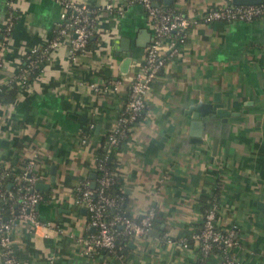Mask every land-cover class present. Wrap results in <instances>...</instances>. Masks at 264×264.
Returning a JSON list of instances; mask_svg holds the SVG:
<instances>
[{
	"label": "crops",
	"instance_id": "obj_1",
	"mask_svg": "<svg viewBox=\"0 0 264 264\" xmlns=\"http://www.w3.org/2000/svg\"><path fill=\"white\" fill-rule=\"evenodd\" d=\"M78 1L95 11L85 49L70 56L61 42L25 87L17 85L15 100L0 104V167L18 170L34 158L35 182L42 183L33 187L41 195L35 210L50 222L49 228L18 223L11 232L15 255L22 264H48L49 257L53 264H193L197 251L188 237L201 222L197 196L218 190L215 226L233 232L226 256L238 264H264V14L203 22L198 17L225 0H160L189 19L185 36L112 155L123 212L136 218L153 208L159 222L150 227L153 234L127 238L124 254H84L81 241L92 227L84 206L74 201L76 186L95 180L96 150L128 94L126 82L106 93L90 83L130 73L151 30L138 0ZM107 2L112 11L103 7ZM10 8L14 20L5 34ZM60 11L54 0H0V85L9 87L24 53L53 36ZM121 38L144 44L129 48L134 59L124 73ZM215 92L232 113L225 121L204 116L201 141L191 142L184 111ZM206 264H226L224 255L213 250Z\"/></svg>",
	"mask_w": 264,
	"mask_h": 264
},
{
	"label": "built area",
	"instance_id": "obj_2",
	"mask_svg": "<svg viewBox=\"0 0 264 264\" xmlns=\"http://www.w3.org/2000/svg\"><path fill=\"white\" fill-rule=\"evenodd\" d=\"M13 1L15 0H7V4ZM54 1L61 6L55 33L43 45L32 47L24 53L23 58L26 62L24 66L18 67L13 76L18 86L27 85L29 75L34 73L33 70H39L41 59L48 51L61 42H65L69 55L73 56L76 52L85 49L88 38L93 33L95 11L90 10L87 7L88 4L78 0ZM138 1L145 11L151 30V39L141 59L133 62L130 73L106 82L90 83L94 91L106 93L116 91L118 84L126 82L128 94L117 111L111 127L104 135L101 155L94 157L95 183L98 184L95 197L87 178L79 180L76 186L77 193L74 201L84 206L88 225L92 227V231L81 241L84 254L102 250L114 252L119 248V245H116L118 236L130 238L146 233L153 218V208H148L144 214L134 218L117 208L119 201L116 197L103 194L104 187L112 181L113 176V172L106 168L105 161L110 158L121 138L127 135L133 123L138 120L153 78L164 64L165 59L178 52V46L184 39L189 19L174 8L163 6L157 0ZM103 7L109 11L113 9L109 2ZM116 12L120 13V10ZM262 14H264V2L262 1L233 4L230 0H226L222 4L205 10L198 19L203 22L211 20L251 21ZM13 20L14 12L10 8L4 19L3 32L5 34L11 31ZM2 65L0 58V66ZM34 164V158H30L18 170L0 167V204L11 200L13 202L12 205L8 203L4 212L0 211V264H22L14 253L11 240V232L18 223L26 222L34 228L50 227V222L40 219L35 210L41 195L33 189V183L37 179ZM7 177L11 178V188L9 185L6 186L7 188L3 187V179ZM215 208L213 204L202 214L201 226L197 231L191 232L188 237L189 242L194 244L197 256L199 254L207 256L211 245L219 242L223 245L225 263L238 264L236 259L226 256L227 247L233 243V232L228 230L222 233L216 228ZM107 210H114V212L107 216ZM181 242L183 245L187 244V240L183 239ZM48 262V264H53L52 257H49Z\"/></svg>",
	"mask_w": 264,
	"mask_h": 264
},
{
	"label": "trees",
	"instance_id": "obj_3",
	"mask_svg": "<svg viewBox=\"0 0 264 264\" xmlns=\"http://www.w3.org/2000/svg\"><path fill=\"white\" fill-rule=\"evenodd\" d=\"M157 1L160 2V0H157ZM261 1L264 2V0H261ZM87 7L90 10H93L92 6L89 4L87 5ZM91 15H92V13H91ZM88 42H90V38H88L87 43ZM25 62H26V59L22 58L19 66H21V67L24 66ZM35 71L33 70V72H35ZM19 72L20 71H18V73ZM7 84L9 85V87H7V88H5L4 86H0V104L13 102L17 96V85H18L17 82L13 79H9ZM141 113L139 114L138 118L141 116ZM101 153H102V143L100 144L99 148H97L95 155L99 157L101 155ZM112 155H113V153L110 155V158H108L105 161L106 168L109 169V171L113 172L112 181L107 186L104 187L103 194L116 197V199H118V201H119L117 208H119V210H123L124 193L120 190V188L118 187V184H117L116 171L114 168L115 162L112 158ZM95 175H96V172H95ZM11 183H12V181H11L10 177L3 179V187H6L9 185L10 186L9 188H11ZM91 188L94 190L93 196L95 197V193L97 191L98 184L94 183V186ZM217 192H218V190H214V192H211V193H205V192L199 193V195L197 196V201H198V210L201 213V215L211 205L215 204V207H216L217 198H218ZM8 203L9 204L11 203V205L13 204L12 200ZM8 203L0 204V208H1L0 211L1 212H4L7 209ZM215 210H216V208H215ZM107 211H108L106 214L107 216L112 215L114 212V210H107ZM201 220H202V217H201ZM158 222H159V219H155V213H154L153 218L151 219V222H150V227L157 226ZM200 226H201V222H200L199 227L195 231H197L200 228ZM220 232H222V231H220ZM222 233H224V232H222ZM126 241H127V238H124V237L121 238L120 236H118L117 240H116V245L117 246L119 245V248H117L115 251L118 252L119 254H124V246L126 244ZM222 248H223V245L220 244L219 242L214 243L209 248V253L212 252L213 250H217L223 254ZM206 257H207L206 255L203 256V255L199 254V256H197V258L193 264H206Z\"/></svg>",
	"mask_w": 264,
	"mask_h": 264
},
{
	"label": "water",
	"instance_id": "obj_4",
	"mask_svg": "<svg viewBox=\"0 0 264 264\" xmlns=\"http://www.w3.org/2000/svg\"><path fill=\"white\" fill-rule=\"evenodd\" d=\"M261 0H230L233 4H247V3H259ZM164 3H170L171 0H163ZM134 45L143 46L142 42H138L137 40L130 41L128 45L125 40L120 39L121 49L124 50L121 54L122 58L120 59L119 70L124 73L126 72L129 63L134 59V55L129 51V48H132ZM186 118L188 119V134L189 140L191 142H200L202 137V121L203 117L210 114H214L221 121H225L227 116L232 113L229 112L228 109L223 108L222 103L219 99V95L217 92L213 93V97L210 101H201L197 102L194 105H189L184 111ZM215 147V141L212 144V148ZM95 180H91L90 187H93ZM42 183L34 182L33 187H40ZM37 205V204H36ZM36 207V206H35ZM5 217V216H3ZM148 233L153 234L155 232L154 229L148 228Z\"/></svg>",
	"mask_w": 264,
	"mask_h": 264
}]
</instances>
